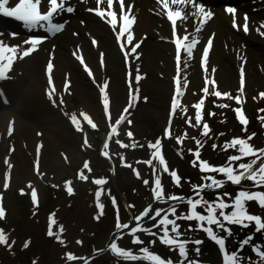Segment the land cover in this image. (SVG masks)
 I'll use <instances>...</instances> for the list:
<instances>
[{
    "label": "rangeland",
    "instance_id": "374dc122",
    "mask_svg": "<svg viewBox=\"0 0 264 264\" xmlns=\"http://www.w3.org/2000/svg\"><path fill=\"white\" fill-rule=\"evenodd\" d=\"M149 1L151 3L148 0H125L124 11L128 12V6H131L129 14L135 17L131 27L133 44H140L135 53H131L133 45L126 42L123 50L121 48L127 34L122 40L117 39L122 23L118 3L113 5L117 12V25L113 30L95 12L87 11L88 16L82 13L83 4L85 7L89 5V9H96L97 0H77L70 5L74 11L68 21L71 23L75 20V24L71 23L69 26L65 23L60 33L38 45L31 55L16 59L8 81L0 86V206L6 214L0 218V229L5 231L11 244V248L0 245V264H84L81 259L69 261V253L87 259L88 264H147L144 261L118 258L108 250L112 231L121 230L116 227L118 217L120 223L129 224V229L115 239L120 247L140 255L139 248L147 246L162 257L176 261L179 259L178 254L148 233L138 231L136 234L144 241L143 245L132 243L130 229L137 223L133 218L149 205L152 209L155 200L152 192L155 179L153 167L144 163L152 158L153 150H150L149 143H154L155 138L161 140L162 154L169 169L176 170L182 178L181 185L177 187L169 174L164 173L158 162L153 160V165L159 170L166 196L179 193L184 197L188 194L194 197L192 185L203 183L202 177L206 175L191 163L194 157L189 149H196V139L203 144L200 148L201 159L214 166L224 165L229 156L237 154L234 149L225 151L223 148L225 142L233 137H246L255 133L250 143L256 148H264V126L258 119L264 116V112L259 111L264 109V97L260 96L264 93V35L257 31L258 26L264 23V0H239L235 4L239 8V12L235 13V21L241 25L240 28L233 26V15L226 13L224 8L225 4H232L231 0H197L196 3L202 4L206 11L214 15L207 18L202 25L199 23L200 16L188 15L187 19L177 21V36L188 34L190 39L194 37L198 40L191 56H187L182 50L179 71L174 43L177 37L173 35V25L162 4L158 9L155 1ZM16 2L18 0H10L9 5ZM47 5V0H43L41 8H46ZM101 7L106 8V3ZM144 7L153 16L152 23L142 20L141 12ZM170 7L177 6L170 4ZM184 10L188 13L195 11L190 5ZM245 15L249 18L247 33L242 28ZM88 17L101 27L105 37L96 30L98 28L95 25L89 27ZM218 17L225 19L223 34L214 26V20ZM60 19L66 22L68 15L61 14L57 20ZM5 23V19L0 18V40L8 45L28 47L23 42L30 39L24 36L17 25L12 23L5 26ZM197 27L201 29L199 32L196 31ZM84 30L88 33L87 36L83 33ZM68 37L73 39L69 41ZM210 37L212 45L205 66L202 63L203 51ZM59 41L65 46V52L59 53ZM125 52L129 55L126 56ZM62 57L71 61L75 68L71 69L67 62L61 63ZM78 57L83 58L91 70V76ZM49 61L54 65L51 86L47 70ZM35 63L41 76L33 71ZM241 69L244 73L242 91ZM136 75L141 77L139 81L135 79ZM177 77L182 87L178 96V107L173 112L172 101L177 95ZM206 78L215 81V85L208 84L209 93L218 90L233 96L239 95L241 103L226 97L205 95L202 89L205 87ZM105 82L108 84L105 90L109 100L107 114L103 104L104 94L100 91ZM53 86L55 91L50 98L48 93ZM130 93L135 96L134 99L130 97ZM202 98L204 104L201 109V124L192 126L195 125L194 105ZM129 100L137 102L109 147L112 157L123 166L120 180L118 176L114 178L109 174V166L100 158V147L103 140L108 139L107 134L115 128V121ZM237 107L242 108L247 119L249 118L246 132L234 111ZM81 113L86 114L96 127L89 125ZM73 114L77 116L82 130L73 124ZM20 118L24 119L26 125ZM189 119L191 124L187 123ZM203 123L210 127L208 136L201 135ZM168 129L170 135H166ZM129 131L133 134L132 137L127 135ZM177 137H182L183 142L178 143ZM87 138L91 142L85 145ZM99 142L100 146L97 147ZM124 144L128 147H123ZM213 144L218 147L213 149ZM94 146L96 147L93 148ZM137 146L144 149L145 159L134 164L131 151L136 154L139 149ZM88 149H92L88 160L90 170L83 167L87 162ZM249 159L251 158L237 163L248 162ZM5 160L9 163L6 164ZM126 161L133 162L132 167H128ZM36 164H40V169H37ZM81 172L88 179H80ZM136 172H139V176ZM208 175L223 179L216 173ZM100 178L105 179L106 184L94 183ZM144 180H148L149 184L145 185ZM66 182H70V185ZM5 183L7 188L3 186ZM47 183L59 186L66 192L54 196L55 199L42 206L39 202L47 198ZM250 183L251 181H244L238 186L227 182L223 190L207 189L202 195L212 200L219 191L235 195L241 188L264 190ZM69 186L72 189L71 194L68 191ZM33 189L37 193L35 204L31 193ZM98 190H101L99 203L104 206L102 210L97 206ZM22 192H29L31 195L30 205L27 202L26 207L18 205V197ZM113 197L116 205L112 203ZM173 205L177 207L178 215L187 212L186 203L161 200L142 219L140 227L159 232V229L153 228L159 220V217L152 219L155 210H167ZM248 207L251 213L264 217V209L256 202H250ZM53 219V235L50 236V220ZM178 223L184 232L182 238L203 241L199 246V256L193 251L195 245H188L191 259L199 260L200 264H222L218 246L204 232L187 231L188 224L195 227V222L180 220ZM231 230L233 235L226 241L230 251L237 250L239 242L248 235L254 237L253 244L264 246V234L256 233L254 227L246 230L231 226ZM152 240H156L154 245L149 243ZM25 242H29L26 248ZM101 249L104 251L100 252ZM240 254L244 257V264L258 259L251 245L245 246Z\"/></svg>",
    "mask_w": 264,
    "mask_h": 264
},
{
    "label": "snow or ice",
    "instance_id": "6c2138e0",
    "mask_svg": "<svg viewBox=\"0 0 264 264\" xmlns=\"http://www.w3.org/2000/svg\"><path fill=\"white\" fill-rule=\"evenodd\" d=\"M162 4L163 8L166 10V14L168 19L171 21L173 25V35L177 38L175 39V47H176V62L179 71V65L181 62V52L183 50L187 56H191L193 53V49L198 44V40L196 38L189 37L188 34L183 35L182 37L177 36V21L187 19L188 15L200 16L201 19L199 23L202 25L206 22L207 18H211L214 14L210 11H206L202 4L196 3V0H159ZM48 7L46 11L41 10V6L43 4V0H18L14 4V6H9V0H0V14L5 16L14 17L15 19L22 21L25 25H27L30 29L35 28L37 26L45 28L49 33L55 34L62 31L65 27L63 23L55 22V17L60 15L62 12L72 13L74 8L70 6L68 0H47ZM107 5L106 8H102L101 5ZM114 3H118L120 9V20L122 21L119 33L117 34V39L122 40V38L126 36V40L121 43V48L123 50L125 42L129 45H133L131 47V53H135L137 48L140 47L139 43L133 44L134 36L131 32V27L135 22V17L131 16L129 13L131 11V6H128V12H125V0H97V8L89 9V11H95V13L101 18L105 19L107 23H109L113 30L117 25V12L114 10ZM170 4L173 6H177L175 8L170 7ZM191 6L195 11L188 13L184 9L187 6ZM183 6V7H181ZM226 11L233 15V26L236 28H240L241 25H238L235 21V13L236 9L234 7H228ZM243 31L247 33L249 31V18L247 15L244 17V23L242 25ZM264 23H261L257 31L260 35H264ZM201 29L199 27L196 28V31L199 32ZM15 35V34H13ZM46 38V37H45ZM42 39L38 37H33L30 40H25L23 43L28 45L26 48H21L20 45H8L0 40V79H6L7 73L10 72L13 64L16 59H23L32 54L35 50H37L38 45L42 43ZM95 40H93V44H95ZM212 45V38L210 37L207 46L204 48L202 63L206 66L209 49ZM125 55H129L128 52H125ZM80 59L81 64L84 65L85 70L88 71V74L91 76V70L87 67L82 57H78ZM54 65L51 61H49L47 65V70L49 73V84L52 85L51 72ZM135 79L139 81L141 77L136 75ZM211 83L215 85V81H209L207 78L205 79V87L202 89V92L207 95L211 94L216 97H226L228 99H234L238 104L241 103V97L239 95L233 96L230 93H221L218 90H214L209 93L208 84ZM244 84V73L243 69H241V91L243 90ZM66 89L68 87L67 83L65 85ZM108 87L107 82H105L100 91L104 94V110L105 113H108L109 110V100L106 94V89ZM181 82L179 77L176 78V96H174L172 101V110L175 112L178 107V96L181 93ZM55 89L54 86L49 91L48 95L51 98L53 96ZM261 97H264V93L260 94ZM130 97L132 99L135 96L130 93ZM63 103V100L60 101ZM204 104V99L202 98L198 103L194 105L196 109L195 112V125L199 126L202 121L201 109ZM228 105H221V107H227ZM132 107V104L129 103L128 107L124 109V113L128 112V108ZM237 114V118L241 125L243 126V130L247 131L248 119L242 110V108L237 107L234 109ZM260 112H264V109H260ZM84 119L87 121L89 125L93 128L96 125L92 122V120L84 113H81ZM209 115H214L213 113H209ZM125 116L121 114L119 119L115 121V124L119 125ZM261 120L262 126H264V116L258 117ZM71 120L73 124H76L79 130H82L79 126V121L77 120V116L73 114L71 116ZM131 123V121H128ZM187 123L191 124V119L187 121ZM202 136H208L210 127L207 123H203L202 125ZM113 132L116 131L115 128L112 129ZM9 134H11V127L9 128ZM129 137H132V133L129 131L127 133ZM166 135H170V131L166 130ZM255 136V133L248 135L246 137H233L230 141H226L223 145L225 151L228 149H234L237 154L231 155L228 157V161L224 165L214 166L211 165L208 161L201 159L200 148L203 146L202 141L199 139L195 140L196 149H189L193 154V161L191 162L193 167H199V170L202 173H206L202 177L203 183L201 184H193L192 190L194 193V197H184L179 195H170L166 196L161 178L158 174V169L153 165V160L157 161L159 166L164 173L169 174L173 183L179 187L181 185V177L178 175L176 170H170L164 155L162 154L161 149V140L157 139L154 143H149V148L153 149L151 156L152 158L144 161V163L153 167V176L154 179V187L152 188V192L154 195V199L159 200H167L173 202L186 203L187 212L177 214V207L175 205L169 207L167 210L157 209L155 210V215L152 219H156L159 217V220L153 225V228L159 229V232L152 231L149 228L140 227V222L144 217H147L149 213L152 211L151 205L145 208L139 215L135 216L133 219L137 222L136 226L131 227L130 234L133 236L132 243L136 245H143L144 241L140 239L137 234L138 231L148 233L153 237H157L159 242L167 247L170 250L175 251L178 254L179 259L173 261L171 258H164L160 254L155 253L150 250L149 247L144 246L139 248V253L134 254L132 250L125 249L120 247L118 243L113 240L108 245V250H110L113 255L118 258L130 261H144L147 264H200L199 260L191 259L189 256V244L195 245L193 251L196 256L200 255L201 249L200 245L203 244V241L200 239H187L182 238L184 236V232L181 229V224L178 221H188L195 222V227L191 223L188 224L187 231H202L206 234V236L213 241L217 246L219 251L221 252L222 264H244V257L241 256V251L245 246L251 245L253 252L257 256V261L251 262L250 264H264V246H259L253 244L252 241L254 237L252 235L246 236L239 242V246L237 250H229L227 248V239L233 235L231 230V226H239L241 228L247 229L249 227H254L256 233L264 234V217L259 214H253L249 210V203L256 202L257 205L264 209V190H248L241 188L235 195L226 191L216 192L215 198L209 200L205 198L202 193L207 189L214 190H223L227 182H231L234 185H241L244 181H251L252 184L256 188H264V148H256L253 146L250 141ZM178 143L183 142L182 137H177ZM85 145H87V139H85ZM135 147V144L132 145ZM105 148L108 147L107 143L104 145ZM123 147H128V145H123ZM218 145L213 144V149L217 148ZM103 155L108 156L107 152H104ZM245 158H251L248 162H240ZM123 159V158H122ZM5 163L9 162L5 160ZM128 167H132L131 165H127ZM11 167V165H9ZM84 169H89L88 162H85L83 165ZM90 170V169H89ZM210 173H216L223 177V179H218L214 175H208ZM136 175L139 176V172H136ZM80 179L86 180L87 176L81 172ZM106 180L103 178L96 179L94 183L96 185H104L106 184ZM70 185V182H66ZM143 183L145 185L149 184L148 180H144ZM5 188L8 187L7 183L3 185ZM68 191L71 194L72 189L69 186ZM101 196V190L96 192L97 198V206L102 210L103 204L99 203V199ZM32 199L34 204L37 202V193L36 190H32ZM113 205H116V200L112 198ZM129 207H134L133 205H129ZM163 213V214H162ZM5 210L2 206H0V218L5 217ZM173 217V218H170ZM99 218V217H97ZM118 222L116 227L118 229H128L129 224L120 223L119 217L117 218ZM55 221L50 220V230L48 235H53L51 231V224H54ZM60 231H63L61 226ZM59 239V236H57ZM29 242H25L24 247H28ZM63 243V241H61ZM77 243H82L81 241H77ZM150 244H155L156 240H152L149 242ZM0 245H6L11 248V244L9 243V238L3 229H0ZM103 252L104 250H99ZM67 259L69 261H76L77 259H81L84 261V264H88L87 259L78 258L73 254H67ZM35 264V262H34Z\"/></svg>",
    "mask_w": 264,
    "mask_h": 264
},
{
    "label": "bare ground",
    "instance_id": "6f19581e",
    "mask_svg": "<svg viewBox=\"0 0 264 264\" xmlns=\"http://www.w3.org/2000/svg\"><path fill=\"white\" fill-rule=\"evenodd\" d=\"M148 2H150L151 3V1H148ZM81 8H82V10H83V13H84V15L85 16H88V14H86L87 13V7H85V5L83 4V6H81ZM145 10V11H144ZM147 8H145L144 7V9L142 10V12H141V14H142V20L145 22V23H152V21L154 20V18H153V16L152 15H150L147 11ZM86 12V13H85ZM76 18V17H75ZM89 18V21H88V25H89V27H90V25H95L98 29H96L103 37H105V34L103 33V31L101 30V27H99V26H97L96 24H95V21H93L92 20V18L91 17H88ZM215 22H214V26L216 27V28H218V30L220 31V33L221 34H223L224 32H225V28H224V26H225V19L224 18H222V17H218V18H216L215 20H214ZM71 23L72 24H75V20H72L71 21ZM71 23H69V26H70V24ZM83 33H85V35L87 36L88 35V33L84 30L83 31ZM69 41H71L73 38H71V37H68L67 38ZM59 53H61L62 51L63 52H65V46L63 45V43H61V41H59ZM88 50H90V51H92L93 52V50L92 49H88ZM112 58L114 59V57H113V55H112ZM112 61H114V63H115V59L114 60H112ZM67 62V64H68V66L69 67H71V69L73 68H75V66L72 64V62L71 61H69V60H67V58L66 57H62V62L61 63H66ZM33 71L35 72V73H38L37 75H39V76H41V74H40V70H38V68H37V64L35 63L34 65H33ZM20 121L22 122V123H24L25 121H24V119H22V118H20ZM25 125H26V123H24Z\"/></svg>",
    "mask_w": 264,
    "mask_h": 264
},
{
    "label": "trees",
    "instance_id": "16d2710c",
    "mask_svg": "<svg viewBox=\"0 0 264 264\" xmlns=\"http://www.w3.org/2000/svg\"><path fill=\"white\" fill-rule=\"evenodd\" d=\"M137 148H139V147H137ZM133 156V159H134V162H135V164H137V162H138V160H142L143 158H144V154L142 153V149L141 148H139L138 149V151H137V153L136 154H134V155H132ZM133 163L131 162V165H132ZM119 165L116 167V172H117V174H118V177H119V179L121 180V173H120V171H119ZM121 169V168H120ZM64 189H62V188H60L59 186H55V185H53V184H50V183H48V186H47V190H46V193H47V198H46V200H45V202L43 203V206L45 205V204H48L51 200H53V198L55 199V197H57L58 195H60V194H64ZM66 192V191H65ZM55 196V197H54ZM18 199H19V203H18V205H19V207H21V206H23L24 205V207H26V205H27V202L29 203L30 202V199H29V195H27V194H21L19 197H18ZM28 208H29V206H28Z\"/></svg>",
    "mask_w": 264,
    "mask_h": 264
},
{
    "label": "water",
    "instance_id": "95a60500",
    "mask_svg": "<svg viewBox=\"0 0 264 264\" xmlns=\"http://www.w3.org/2000/svg\"><path fill=\"white\" fill-rule=\"evenodd\" d=\"M117 234H115L114 236H113V238L116 236Z\"/></svg>",
    "mask_w": 264,
    "mask_h": 264
}]
</instances>
